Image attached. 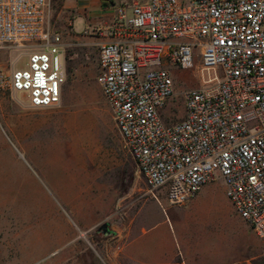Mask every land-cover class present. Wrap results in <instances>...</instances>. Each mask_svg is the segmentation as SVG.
I'll return each instance as SVG.
<instances>
[{
  "label": "built area",
  "instance_id": "1",
  "mask_svg": "<svg viewBox=\"0 0 264 264\" xmlns=\"http://www.w3.org/2000/svg\"><path fill=\"white\" fill-rule=\"evenodd\" d=\"M110 38L99 42L97 81L152 195L186 204L217 176L264 248V0H109ZM98 25L89 31L100 33ZM0 46L28 50L8 83L32 106L60 100L61 34L49 0H0ZM199 56L200 84L167 121L171 67Z\"/></svg>",
  "mask_w": 264,
  "mask_h": 264
},
{
  "label": "rangeland",
  "instance_id": "2",
  "mask_svg": "<svg viewBox=\"0 0 264 264\" xmlns=\"http://www.w3.org/2000/svg\"><path fill=\"white\" fill-rule=\"evenodd\" d=\"M49 2L51 27L62 40L72 26L82 27L75 0ZM97 34L64 44L66 78L59 102L49 106H32L26 91L8 83L13 67L26 65L28 50L0 46V264H68V256L94 254L111 234L103 222L124 228L141 198L152 195L97 81ZM198 64L196 51L188 66H170L175 94L164 108L167 121L183 116V91L201 81ZM201 187L186 204L154 191L163 213L179 214L184 235L194 232L198 246L264 264L261 240L225 194L223 178ZM172 231L175 246L183 247ZM85 264H92L88 256Z\"/></svg>",
  "mask_w": 264,
  "mask_h": 264
},
{
  "label": "crops",
  "instance_id": "3",
  "mask_svg": "<svg viewBox=\"0 0 264 264\" xmlns=\"http://www.w3.org/2000/svg\"><path fill=\"white\" fill-rule=\"evenodd\" d=\"M108 1L75 0L76 15H81L83 19L82 27L75 29L72 26L73 33H67L62 40L63 45L72 39H92L94 36L89 26L93 25L101 27L100 35H96L97 42L108 40L111 36L107 26L113 13ZM202 189L188 203L201 194ZM160 204V198L144 196L128 215L124 228L112 229L111 234L101 238L102 246L95 249L94 254L68 256V264H80L81 261L85 264L87 256L92 264H250L248 257L235 258L224 248L198 246L194 232L191 236L184 235L185 221L179 214L165 215ZM172 226L176 227L178 237L181 235V248L175 246Z\"/></svg>",
  "mask_w": 264,
  "mask_h": 264
},
{
  "label": "water",
  "instance_id": "4",
  "mask_svg": "<svg viewBox=\"0 0 264 264\" xmlns=\"http://www.w3.org/2000/svg\"><path fill=\"white\" fill-rule=\"evenodd\" d=\"M100 228H102V230L104 232H112L113 231L111 228L108 227V222H106V221L103 222V224L101 225Z\"/></svg>",
  "mask_w": 264,
  "mask_h": 264
},
{
  "label": "trees",
  "instance_id": "5",
  "mask_svg": "<svg viewBox=\"0 0 264 264\" xmlns=\"http://www.w3.org/2000/svg\"><path fill=\"white\" fill-rule=\"evenodd\" d=\"M108 3V2H107Z\"/></svg>",
  "mask_w": 264,
  "mask_h": 264
}]
</instances>
